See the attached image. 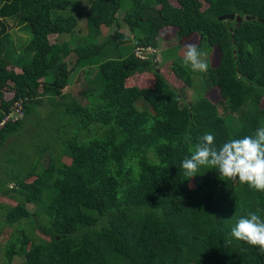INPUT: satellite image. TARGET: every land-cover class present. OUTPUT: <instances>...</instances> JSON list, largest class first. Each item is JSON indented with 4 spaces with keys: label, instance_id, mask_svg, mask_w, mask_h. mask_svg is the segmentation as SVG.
Masks as SVG:
<instances>
[{
    "label": "trees",
    "instance_id": "1",
    "mask_svg": "<svg viewBox=\"0 0 264 264\" xmlns=\"http://www.w3.org/2000/svg\"><path fill=\"white\" fill-rule=\"evenodd\" d=\"M229 13L241 20L217 18ZM7 18L28 33L17 60L3 43ZM168 27L217 53L185 102L195 74L185 50L169 63L181 87L146 53ZM76 69L81 102L67 89ZM45 99L47 118L37 112ZM15 101L21 115L0 123V147L30 113L53 120L55 134L4 184L20 199L0 203V236L10 228L0 264H264L258 247L230 234L250 212L264 220V192L181 167L189 138L211 132L220 147L264 126V0H0V122Z\"/></svg>",
    "mask_w": 264,
    "mask_h": 264
},
{
    "label": "rangeland",
    "instance_id": "2",
    "mask_svg": "<svg viewBox=\"0 0 264 264\" xmlns=\"http://www.w3.org/2000/svg\"><path fill=\"white\" fill-rule=\"evenodd\" d=\"M122 12L117 11L116 13V22L119 24V31L129 34L128 29L123 24L121 20ZM5 24V31L3 36L6 37V40H3L4 46L8 49L11 47V50L17 55H20L22 46L28 39V33L21 29V25H18L14 19H2ZM105 34L107 32L106 29L103 30ZM110 33V31H109ZM197 40V36L192 35L191 37L177 40L174 35V31L172 28H164L159 33V38L157 40L156 45L152 49L146 50V53L150 54L154 61L159 63V67L165 77L171 82L175 87H181L183 84L177 78L174 77L171 72L170 67V58L174 55L183 54L185 50V45L187 43H195ZM207 57H210L212 62L216 61L217 53L213 50L210 53H206ZM116 53L111 55V57H115ZM181 56V55H180ZM8 60H11V55L8 54ZM22 58V57H21ZM161 65V66H160ZM81 69H76L73 74L69 76V85L67 86L68 92L72 96V98L77 101H82V96L78 93V91L85 84V77L82 73ZM201 72H195L192 78L191 86H182V98L181 101L185 102L193 99L194 97V89H199V80L202 79ZM143 76V82L139 79ZM140 83H150L151 82V74L147 73L140 74L137 76ZM138 79H135L136 82ZM208 96L211 100L215 101L218 98V92L216 89L212 88L207 91ZM50 108L49 102L45 99L44 102L37 107V112L40 117L44 116L47 118L45 112H48ZM51 116V115H50ZM35 114L30 113L25 116L19 128L10 136H8L5 143L0 147V203L6 205H13L15 202L20 199L19 195L10 190L8 195L2 193V190L5 188L4 184L7 183L8 179L13 177H20L25 169L28 168L36 155L37 149L45 148L47 145H51L53 143L52 137L55 134L53 129L54 122L53 120L49 123L45 120L37 121L34 119ZM49 117V116H48ZM56 121V120H55ZM55 136V135H54ZM52 142V143H51ZM55 152H57V148L55 146L52 147ZM56 154V153H54ZM47 151L42 154L40 158V164L45 166L48 161ZM62 160H65V157H61ZM9 186L13 185L12 181H9ZM26 208L30 211L34 209V206L27 203ZM10 228L5 227L3 231V235L0 236V262H1V248L7 233H9ZM34 235H39L38 231H33ZM19 259L15 258L14 262H18Z\"/></svg>",
    "mask_w": 264,
    "mask_h": 264
},
{
    "label": "clouds",
    "instance_id": "3",
    "mask_svg": "<svg viewBox=\"0 0 264 264\" xmlns=\"http://www.w3.org/2000/svg\"><path fill=\"white\" fill-rule=\"evenodd\" d=\"M183 63L194 72L206 73L209 69L206 53L191 42L185 45ZM188 142L190 155L181 165L188 178L196 176L201 167H211L226 180L238 179L241 184L264 192V126L257 128L254 136L230 139L220 147L216 146L211 132H205L195 144L190 138ZM230 234L236 240L258 247L264 254V220L258 214L250 212L248 218H240Z\"/></svg>",
    "mask_w": 264,
    "mask_h": 264
},
{
    "label": "built area",
    "instance_id": "4",
    "mask_svg": "<svg viewBox=\"0 0 264 264\" xmlns=\"http://www.w3.org/2000/svg\"><path fill=\"white\" fill-rule=\"evenodd\" d=\"M21 115V105L19 102L15 101L11 106H10V113L4 116L1 119L0 123H3L7 121L8 119H15L16 117H19Z\"/></svg>",
    "mask_w": 264,
    "mask_h": 264
},
{
    "label": "water",
    "instance_id": "5",
    "mask_svg": "<svg viewBox=\"0 0 264 264\" xmlns=\"http://www.w3.org/2000/svg\"><path fill=\"white\" fill-rule=\"evenodd\" d=\"M219 20H223L225 18H229V19H234L236 22H239L241 20V17L238 15H234L233 13H229V14H223L217 17ZM243 18H247V16H244Z\"/></svg>",
    "mask_w": 264,
    "mask_h": 264
}]
</instances>
